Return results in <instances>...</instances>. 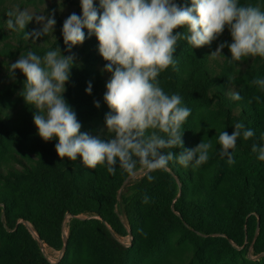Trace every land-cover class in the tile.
Here are the masks:
<instances>
[{
	"label": "trees",
	"instance_id": "obj_1",
	"mask_svg": "<svg viewBox=\"0 0 264 264\" xmlns=\"http://www.w3.org/2000/svg\"><path fill=\"white\" fill-rule=\"evenodd\" d=\"M64 1L82 16L80 0ZM176 2L183 7L191 0ZM239 3L264 11V0ZM7 12L0 9V39L13 37L39 55L60 47L75 57L65 100L81 131L99 135L110 111L103 99L110 74L102 72L106 62L95 35L85 28V42L69 52L65 20L57 18L58 37L52 41L48 33L39 39L45 44H35L24 39V30L7 28ZM37 29L32 21L25 31ZM221 43H232L227 27L210 46L195 49L178 41L175 63L158 77L167 94H178L191 109L181 128L184 149L204 139L212 144L208 161L198 168L170 161L168 170L150 173L151 181L145 174L127 191L129 176L118 166L111 174L106 165L89 169L80 158L62 160L57 141L46 143L38 135L35 109L15 94L26 77L18 84L0 79V264H52L43 245L65 250L58 264H264V161L252 152L253 144L264 145V90L253 84L264 78V58L245 57L243 71L228 47L222 56L209 57ZM230 91L241 100L231 99ZM236 123L254 136L237 139L231 150L235 163L229 164L220 155L218 134L231 135ZM121 238H130L131 245Z\"/></svg>",
	"mask_w": 264,
	"mask_h": 264
},
{
	"label": "clouds",
	"instance_id": "obj_2",
	"mask_svg": "<svg viewBox=\"0 0 264 264\" xmlns=\"http://www.w3.org/2000/svg\"><path fill=\"white\" fill-rule=\"evenodd\" d=\"M80 5L82 16L73 12L63 23V40L69 52L83 45L85 28L98 40L99 54L106 62L102 72L110 74L103 96L110 109L105 128L99 135L82 132L76 112L65 100L75 57L63 55L60 47L43 55L29 50L21 53L8 71L12 77L17 70L26 77L20 95L35 109L33 119L40 138L46 143L56 140L55 149L62 160L80 158L89 169L106 165L111 174L118 166L129 177L142 171L149 181L153 179L150 173L168 170L170 161L185 168L205 164L212 144L203 139L196 147L184 149L181 128L191 109L182 106L178 94H167L158 77L175 63L178 41L185 40L195 49L210 46L226 27L232 43H221L210 58L222 56L225 47L232 61L264 58V11L239 0H191L190 6L183 7L176 0H99V7L96 0H80ZM6 15L7 28L24 30V39L35 44L56 26L55 13L34 15L16 8ZM33 20L42 27L26 32ZM253 84L264 90V78L254 79ZM86 92L92 94L91 83ZM229 95L235 101L242 98L239 92L230 91ZM94 104L98 109L101 106L99 101ZM233 128L231 135L226 130L218 134L220 155L227 157L229 164L235 163L231 150L237 139L254 136L243 123ZM178 147L183 151H165ZM252 152L264 161V145L253 144ZM144 203H148L147 196Z\"/></svg>",
	"mask_w": 264,
	"mask_h": 264
},
{
	"label": "rangeland",
	"instance_id": "obj_3",
	"mask_svg": "<svg viewBox=\"0 0 264 264\" xmlns=\"http://www.w3.org/2000/svg\"><path fill=\"white\" fill-rule=\"evenodd\" d=\"M19 8L21 10L28 9L32 14H51L55 13V19L62 18L66 19L72 12L74 11L75 7L71 4L66 3L64 0H0V9L2 10H14ZM33 22L36 23L35 20ZM40 28L41 25H38ZM50 39L54 41L58 37V29L57 25L55 26L54 32H49ZM39 44H45L44 40H39ZM51 45V44H50ZM31 50V49H30ZM27 49L23 48L18 40L11 37L8 40L0 39V79L5 80L6 82H11L18 84V82L22 79L23 73L17 70L15 73V77H12L9 74V66L11 63H15L21 53H26ZM245 57L242 58L240 63L241 70L246 69L245 65ZM23 88L20 90H16L15 94H20ZM9 107H13L12 104H9ZM105 128V123L100 126V130ZM90 135H96L94 133H89ZM145 173L142 171H137V175L135 177H130L128 182L126 183L124 190L127 191L128 188L136 183L137 181L141 180L144 177ZM124 218V216H122ZM69 219L66 221L65 233L68 236L69 229L67 227ZM121 241L126 243L127 245H131L130 238H121ZM60 254L52 249H46L45 255L48 257L49 260L56 262L60 258ZM250 256L252 254L250 253Z\"/></svg>",
	"mask_w": 264,
	"mask_h": 264
},
{
	"label": "built area",
	"instance_id": "obj_4",
	"mask_svg": "<svg viewBox=\"0 0 264 264\" xmlns=\"http://www.w3.org/2000/svg\"><path fill=\"white\" fill-rule=\"evenodd\" d=\"M47 248H48V247H47L46 245H43V251H44V253H45V250H46ZM48 249H50V248H48ZM58 253H61V254H60V258H59L56 262H53V261L49 260L52 264H58V262L62 259V257H63L62 252H58ZM47 258H48V257H47Z\"/></svg>",
	"mask_w": 264,
	"mask_h": 264
},
{
	"label": "water",
	"instance_id": "obj_5",
	"mask_svg": "<svg viewBox=\"0 0 264 264\" xmlns=\"http://www.w3.org/2000/svg\"><path fill=\"white\" fill-rule=\"evenodd\" d=\"M130 178V177H129ZM129 180V179H128ZM128 180L126 181V183L128 182ZM126 183H125V185H126ZM64 253H65V250H63L62 251V255H64Z\"/></svg>",
	"mask_w": 264,
	"mask_h": 264
}]
</instances>
